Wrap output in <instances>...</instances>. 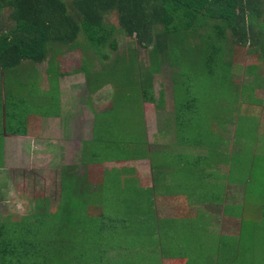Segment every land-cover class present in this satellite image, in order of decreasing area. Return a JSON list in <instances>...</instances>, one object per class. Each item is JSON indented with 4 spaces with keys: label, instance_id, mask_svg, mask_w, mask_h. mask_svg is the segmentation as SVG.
Returning a JSON list of instances; mask_svg holds the SVG:
<instances>
[{
    "label": "rangeland",
    "instance_id": "374dc122",
    "mask_svg": "<svg viewBox=\"0 0 264 264\" xmlns=\"http://www.w3.org/2000/svg\"><path fill=\"white\" fill-rule=\"evenodd\" d=\"M10 12L8 9L4 10V16L0 17V26L3 24L2 22L8 20ZM116 18V15L110 16L108 17V22L118 24ZM250 22L251 18L249 17L247 24L251 25ZM160 29L161 27L158 28V31ZM206 30L204 29L200 32L204 33ZM250 30L247 28V36L243 39H247L246 43L242 42L240 36L229 32L224 46L226 52L225 60H222L224 63L215 65L219 78L205 79V74L201 73L202 70L199 68V64L202 61H198V71L195 74L199 75L200 79L192 84L186 82L185 84L188 83L187 85L184 84L185 80L182 79L180 71L182 67L177 69V75L174 77L176 68H172L167 60L161 62L158 72L154 71L152 68L153 63L156 61V57L153 54L154 46L140 44L135 37H128L123 33H117L114 36L118 42L107 50L110 55L107 60L93 55L94 50L90 47V43H85L88 46L82 48H67L65 54L60 53L58 56L59 60L61 58L67 66L73 69L83 65L85 58L88 57L93 58L95 61L93 63L95 71H102L103 65L107 64L110 66L107 68L106 74L107 77L115 81L112 82L111 80L110 82L114 88V93L112 92L110 98L113 99L115 108L110 110V112L101 113L99 129L104 130V125L110 127L109 130L112 135L109 138L112 140L113 146L108 147L100 142L97 144L99 151L101 149L105 155L114 158L127 154L133 155L138 152L133 147H130L129 150L124 149V152H122L119 147L125 148L131 142L133 144H142L147 139L141 120L143 115L142 107H144L143 99L146 98L147 94L150 96L152 93L156 97L157 103H160V98L163 99L162 106L164 105V108L160 109L162 106L160 108L157 106V109L151 107L150 110H156L157 112L153 114L148 111L147 120L151 121L152 124L156 121V126L157 128L158 126L160 127V131H165L169 121L173 122L176 120L175 127L180 129L179 134L176 136L178 148H181L184 144L182 137L187 133L185 138L190 140L187 149L193 150L189 155H185L182 160L184 162L188 160L199 161L201 170L205 163L210 162V172L218 173L214 184L217 185L215 191L220 196L221 192L223 193V185L225 184V190L226 192L229 191L230 194L227 198L228 203L222 199L217 203L221 206H217L215 203L197 199L196 196L191 199H186L184 198L185 196L180 198L179 186H182V182L175 180L176 178L173 179L174 183L172 181L159 182V184L163 183L164 185L160 184L157 188L172 186L171 195H177L179 198L175 199L172 196L164 198L162 203L157 202V199L154 200L157 212L156 218L158 214L162 216L160 217L162 218L160 224H167L164 221V217L170 218L174 216L172 218L174 220L170 222V225H168L169 223L167 224V229L170 232L168 240L175 238L178 241L175 244L177 247L185 245L186 241L188 243V240L199 238V236H202L203 239H210L212 236L219 238L223 234L238 236L241 232L242 222L243 235L247 237L246 235L248 234H245L247 229L250 233L247 240L242 239V243L237 244L239 252L237 258L240 262H235L231 257L232 255H228V251L222 249L218 256L207 258L210 264H216L219 258L221 259V264H223V261H227V264H231V262L232 264H241L242 262L245 264H264V45L261 46L263 44L262 41H256L258 39L257 36L254 38L251 36ZM82 37L84 38V36ZM186 41L187 44L193 42L195 46L202 44V39L197 34H187ZM125 55H130L129 58L125 57L127 61H122L123 64L118 66L113 65L119 57L121 58ZM37 63L39 64L40 62H31L30 65L36 66ZM21 66L22 64L17 68V77L19 76L20 78L16 80L14 87L10 88L8 82H1L3 90L8 93V96L13 95L16 87L18 88V96L21 97L25 96L23 92L27 93L29 90L32 93L34 92V82L28 84L27 81L31 79L35 72L34 70L22 72ZM153 67L157 68V65L154 64ZM224 75L227 76L226 82H222L220 78ZM83 81L82 84L87 85V81ZM173 90L176 91L175 96ZM189 91L190 94L188 93ZM44 102L45 100L41 97L36 105L31 104L32 109L34 108L33 111L42 112L46 109ZM175 104L177 107L176 114ZM110 106L111 104L109 108ZM106 107L104 105L101 109H106ZM136 112H138V116ZM155 115L157 117L154 118ZM190 118L194 122H203L201 123L204 124L203 129L192 128L189 121ZM91 133V131L89 133L71 132V135L65 133L63 138L64 157L71 161L68 166L62 169L68 174H74L81 182L84 181L88 184H91L90 173L85 170L86 167L83 161L91 159V155L95 153L96 144L93 145V149L91 144L85 147L84 154L86 158L82 159V156L79 158L80 151L77 143L82 138L90 136ZM62 135L55 134L54 137L57 139ZM72 138H79L76 139V144L73 140H69ZM171 139L172 136L170 134H158L157 141L169 146ZM200 148L206 150L205 155L195 152V150ZM40 151H42V154L38 164L41 165H32L33 168L27 169L29 171L16 175L17 178H12L15 191L12 195L9 194L8 198L0 200V213L5 219L8 217L11 222H22L24 219L30 218L34 213V206L41 198L47 197L50 200L49 209L52 213L57 212L60 207L62 170L56 164L50 165V162L53 161L45 155L46 147L41 148ZM81 154H83V151H81ZM73 160L76 161L73 162ZM195 171L196 177L192 176L190 172L186 173L181 170L179 172L180 180L184 181L188 186L187 195H191L194 185L193 181L201 177L198 175L199 169H195ZM12 172H9V174L12 175ZM159 176L160 174H158ZM234 178L242 179L244 182L242 184L232 182ZM94 182L96 183L97 181ZM136 183L138 184V181ZM200 183V181L195 182V191H203L207 188L206 185H200ZM153 185L155 186L154 182ZM138 186L141 191L140 194L137 193L136 197H140L139 203L141 206L149 208L148 204L143 205V197L149 194V187L146 184H138ZM232 198L233 200L236 199V205L232 204ZM238 202L242 203V205H238ZM18 204L23 206L22 211L17 210ZM223 210L227 215H239L240 220L235 217H223ZM199 211L206 218L212 217L213 221L218 218L219 223H210L208 228L212 230H203L201 227L196 228L192 221L199 219ZM144 219L143 221L148 223L151 216L148 219ZM151 222L157 226L155 218ZM254 227H256L255 231L257 232L252 229ZM194 229L203 231L193 234L192 230ZM165 236L162 233V236L157 238V241L165 242ZM253 248H256V251H252ZM136 249L131 248L129 250L111 252L110 257L114 261L122 258L126 259L125 262L128 264L133 263V260H135V264H159L158 258L160 254L163 256L168 255L174 261L181 259L179 254H171L169 249L157 245H152L149 250L144 252ZM185 253L186 256L182 259L183 263L178 262L176 264H202L196 259L197 255L191 249L190 251L185 249ZM152 254L156 256L151 258V262L144 263L139 261V257ZM253 255H255V258H252ZM163 262V264H171L167 259H163Z\"/></svg>",
    "mask_w": 264,
    "mask_h": 264
},
{
    "label": "trees",
    "instance_id": "16d2710c",
    "mask_svg": "<svg viewBox=\"0 0 264 264\" xmlns=\"http://www.w3.org/2000/svg\"><path fill=\"white\" fill-rule=\"evenodd\" d=\"M6 9L11 12L0 26V70L3 71L30 60L46 61L52 72L60 53L67 48L88 46L85 43L91 44L93 55L107 60L110 58L107 50L118 42L114 36L123 33L135 37L140 44L154 46L156 61L153 65H157V68L152 65L154 71L158 72L161 62L168 60L172 68H176L174 77L182 67L184 84H192L200 79L195 74L198 61H202L199 68L205 79L219 78L215 65L224 63L229 32L246 43L247 39H243L247 36V28L251 29V36H257L256 41L264 45V0H0V17ZM113 15L117 16L118 24L108 22V17ZM247 17L251 18V25L247 24ZM204 29L206 32H200ZM190 33L197 34L202 44H187L186 36ZM125 57L130 55L119 57L113 65L123 64L122 61H127ZM93 63V58L88 57L82 65L92 86L115 82L107 77L110 67L107 64L102 71L92 74L90 66ZM220 78L222 82L227 81L226 75ZM173 92L175 95L176 91ZM155 100L152 93L143 99L145 102ZM162 104L160 98L157 105ZM189 121L194 120L190 118ZM117 193L105 182L91 185L62 170L57 212L50 211V200L46 197L37 201L33 215L22 222L0 217V264H128L123 258L114 261L110 253L131 248L144 252L157 243L174 248L178 241L168 240L170 232L167 229V224L174 219L164 218L167 224L162 225V218H156L153 206H139L135 200L119 198ZM149 216V222H144L143 218ZM199 217L192 221L194 226L202 225L203 230L207 229L210 219L201 214ZM154 218L157 226L151 222ZM252 229L255 231L256 227ZM162 233L166 235L165 242L157 241ZM249 233L247 229L245 234ZM248 235L245 237L242 233L239 238L221 235L210 239L199 236L178 247L190 251L198 246L205 261L196 259L202 264H210L207 258L218 256L222 249L239 263L237 244L242 243V239L247 240ZM153 256L156 255L141 256L139 261L149 263ZM131 264H135V260ZM216 264H221L220 258Z\"/></svg>",
    "mask_w": 264,
    "mask_h": 264
},
{
    "label": "crops",
    "instance_id": "0c3cea01",
    "mask_svg": "<svg viewBox=\"0 0 264 264\" xmlns=\"http://www.w3.org/2000/svg\"><path fill=\"white\" fill-rule=\"evenodd\" d=\"M65 52L66 50H64L63 53L65 54ZM31 62L33 63V61L25 60L21 66L22 72L30 70H34L35 72L31 79L27 81L28 84L34 82V92H30V90L27 91V93L23 92L25 95L24 97L18 96L17 87L13 95L8 96V93L4 92L1 85V82H8L10 88L15 86L16 80L20 78L19 76L17 77V68L19 66L11 68L10 71L0 70V200L8 198L9 194L12 195L15 191L11 180L12 178L14 179L16 175L29 171L27 169L33 168L32 165L37 166L42 154V151H40L41 148L46 147L45 155L53 161L50 162V165L56 164L63 170V167L68 166L71 161H68L69 159L67 160L64 157L63 138L65 137V133L71 135V132L78 133L80 131L89 133L91 131L92 133L90 136L82 138L78 143L76 139L79 138L69 139L73 140L75 144H78L80 151L79 158L82 156V159L86 158L84 154L85 147L91 144L93 149V145L96 144L95 153L91 155V159H88L90 161H83L86 167L85 170L90 173L89 178H91V185H100L105 182L106 185L108 184L113 187L115 193L118 192L119 198L123 197L127 201L135 200L137 204L141 206L139 203L140 197H136L137 193L140 194L141 191L138 184H146L150 192L143 197V205L149 204L155 209L156 204L154 200L156 199L157 202L162 203L164 198H169L171 196L175 199L179 198L177 195H171L173 190V188H171L172 186L157 188L160 184L164 185L163 183L159 184V182L172 181L174 183L173 179L176 178L175 180L182 182V186H179L181 192L180 198L185 196L184 198L191 199L193 196H196L197 199L215 203L217 206H221L217 203L222 199L228 203L227 198L230 194L229 191L226 192L225 184L223 185V193L221 192L220 196L215 191L217 185L214 184L218 173L210 172V162L205 163L201 170V163L199 161L188 160L184 162L182 160L185 155H189L193 150L187 149L190 141L185 138L187 133L182 137L184 144L181 148H178L176 136L179 134L180 129L175 127L176 120L173 122L169 121L165 127V131H160L159 126L157 128L156 121L152 124L151 121L147 120L148 111L156 114V110L152 111L150 109L151 107L157 109V106H159L157 105V100L153 102L144 101V107H142L143 115L142 119H140L144 125V133L147 139L142 144H133L131 142V144L125 146V148L119 147L122 152H124V149L129 150L130 147L137 149L138 152L133 155L127 154L116 158L108 157L104 154V151L101 149L100 151L98 150L97 144L101 142V144H106L108 147L113 146L111 143L112 140L109 138V136L112 135L109 130L110 127L104 125V130L99 129V117L101 113L105 111V113L110 112V110L115 108V103L113 99L110 98L112 92L114 93V88L111 83L109 82L102 86L94 87L90 82V76L87 75V70H83L82 65L73 69L67 66L61 58L57 67L52 69V72L49 63L46 61L39 64L37 63L36 66L30 65ZM90 70L92 74H97L99 72L94 70V64L90 66ZM83 80L87 81V85L82 84V82H84ZM41 97L45 100L44 104L46 109L42 112L33 111L34 108L32 109L31 104L36 105ZM110 104L111 106L109 108ZM104 105L107 106L106 109H101ZM163 108L164 105L160 109ZM136 113L138 116V112ZM155 117H157V115H155L154 118ZM190 123L192 128L203 129L204 127V124L199 122L190 121ZM55 134L63 135L56 139L54 137ZM158 134H170L172 136L169 146L161 144V141H157ZM81 151H83V154H81ZM205 151L206 150L202 148L195 150L196 153L204 155L206 154ZM74 161L76 160H73V162ZM216 163L219 164L218 162ZM195 169H199L198 175L201 177L193 181L194 185L191 190V195H187L188 186L184 181L180 180L179 172L180 170L186 173L190 172L192 176L196 177L197 174ZM11 171H13L12 175L9 174ZM158 174H160L159 177ZM204 174H212V176L209 177ZM166 176L170 177L166 178ZM202 180L204 182H201ZM94 181L97 182L95 183ZM136 181H138V184ZM197 181L201 182L200 185H206L207 188L203 191H195V182ZM232 182L242 184L243 180L234 178ZM235 200L232 198L233 205H236ZM240 202H238V205L241 206L242 203ZM199 214L203 217L205 216L201 211H199ZM226 215L227 214L223 210V217H235L240 220L239 215ZM0 217L2 220L5 218L1 213ZM157 217L160 218L162 216L158 214ZM173 217L170 218L172 219ZM209 219L212 224H214V222L219 223L218 218H215L214 221L212 217ZM201 226L202 225H200V227ZM242 226L243 224L241 222V232L235 237L239 238L242 232L244 233V228ZM207 229L212 230L211 228ZM157 246L169 249L171 254H179L181 257L180 260L177 259L174 261L170 259L168 255L163 256L160 254V257L158 255L159 264L164 263L163 259H167L171 264H176L178 262L183 263L182 259L186 256L185 249L178 250L182 248L174 245V248H170L158 245V243ZM192 251H194L197 257L202 259V261L205 259L201 251L198 250V246L196 250L192 249Z\"/></svg>",
    "mask_w": 264,
    "mask_h": 264
},
{
    "label": "clouds",
    "instance_id": "9594fccd",
    "mask_svg": "<svg viewBox=\"0 0 264 264\" xmlns=\"http://www.w3.org/2000/svg\"><path fill=\"white\" fill-rule=\"evenodd\" d=\"M17 210H18V211H22V210H23V206H22L21 204H18V205H17Z\"/></svg>",
    "mask_w": 264,
    "mask_h": 264
}]
</instances>
